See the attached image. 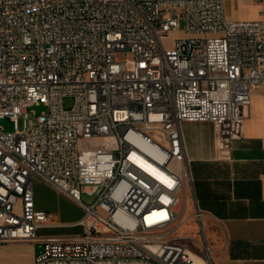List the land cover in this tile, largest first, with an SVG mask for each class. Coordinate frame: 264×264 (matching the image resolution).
Listing matches in <instances>:
<instances>
[{
    "label": "built area",
    "instance_id": "obj_1",
    "mask_svg": "<svg viewBox=\"0 0 264 264\" xmlns=\"http://www.w3.org/2000/svg\"><path fill=\"white\" fill-rule=\"evenodd\" d=\"M257 1L259 19L233 21L224 0H0V120L15 124L0 127V244L39 245L33 264H195L177 235L195 207L182 124L217 126L218 161L245 139L264 89ZM34 178L84 210L83 232L40 234L63 224Z\"/></svg>",
    "mask_w": 264,
    "mask_h": 264
},
{
    "label": "crops",
    "instance_id": "obj_2",
    "mask_svg": "<svg viewBox=\"0 0 264 264\" xmlns=\"http://www.w3.org/2000/svg\"><path fill=\"white\" fill-rule=\"evenodd\" d=\"M224 11L230 20L254 21L260 18L262 4L257 0H224ZM244 112L245 139L234 143L230 161L215 158V124L205 122L199 128L189 125L197 123L182 124L185 149L191 161L195 207L215 226L208 234L216 264H264L263 88L253 90L252 103ZM206 125L213 128L208 130ZM205 247L209 252L206 243ZM7 248H0V264H19L16 252L11 255ZM23 248L35 258L36 244ZM193 254L196 264H205V259Z\"/></svg>",
    "mask_w": 264,
    "mask_h": 264
},
{
    "label": "rangeland",
    "instance_id": "obj_3",
    "mask_svg": "<svg viewBox=\"0 0 264 264\" xmlns=\"http://www.w3.org/2000/svg\"><path fill=\"white\" fill-rule=\"evenodd\" d=\"M66 107H71L73 105V99L72 98H66L65 100ZM46 110L44 105H35L30 107L29 113L31 115V119L35 120V115H40L42 112ZM195 128L204 127V123H197V124H189ZM0 127L5 132H14L15 131V124L13 121L10 120V118H4L0 120ZM18 127L22 130L24 128V119L20 118L18 122ZM207 129L210 130V125H206ZM204 129V128H203ZM104 141H97V140H90L87 143V147H93L97 148L100 145H103ZM32 189L34 193V200L36 208H38L41 211L50 213L54 216V220L60 224H63L62 226L56 227V228H45L40 231L41 235H50V234H73V233H81L83 232V228L79 225H75L76 222L82 220L85 216L84 210H82L76 203L65 197L64 195H61L57 191H55L49 184L44 182L43 180L39 178H34L32 181ZM98 196L96 194H88L83 193L82 195V201L83 203L87 205H92L96 200ZM195 206V201H194ZM196 209V207H195ZM190 218H188V221L180 227V229L177 231L178 236L185 237V240L183 241L184 245L191 250V252L197 254L202 258L204 261V257L206 255V250L208 247L210 248V251L208 254L210 255V262L211 264H216L213 255L211 253V241L209 238V230L215 228L214 225L211 224V222H208V220L203 217L202 222L199 220H196V218L193 216L194 214V207H190ZM206 221V224L205 222ZM202 228L204 231V236L202 235ZM31 242L27 241H16L8 244H0V248L3 246L8 247V251L11 255L16 252L17 259L19 264H33L34 262V256L31 253H28L26 250H24V246H28ZM34 244V243H33ZM38 250L40 249L39 245H36ZM204 254V257L202 256ZM209 264V263H208Z\"/></svg>",
    "mask_w": 264,
    "mask_h": 264
},
{
    "label": "bare ground",
    "instance_id": "obj_4",
    "mask_svg": "<svg viewBox=\"0 0 264 264\" xmlns=\"http://www.w3.org/2000/svg\"><path fill=\"white\" fill-rule=\"evenodd\" d=\"M140 144H141V146H142L143 148H145L146 150L150 151L149 148H148L145 144H143V143H141V142H140ZM205 250L207 251L206 248H205ZM207 252H208V251H207ZM192 257H193V259H194V261H195V264H196V259H195V256H194L193 253H192ZM208 260H209V258H208ZM205 264H208L207 261L205 262ZM210 264H211V263H210Z\"/></svg>",
    "mask_w": 264,
    "mask_h": 264
},
{
    "label": "water",
    "instance_id": "obj_5",
    "mask_svg": "<svg viewBox=\"0 0 264 264\" xmlns=\"http://www.w3.org/2000/svg\"><path fill=\"white\" fill-rule=\"evenodd\" d=\"M202 235L204 236V231H203V228H202Z\"/></svg>",
    "mask_w": 264,
    "mask_h": 264
}]
</instances>
